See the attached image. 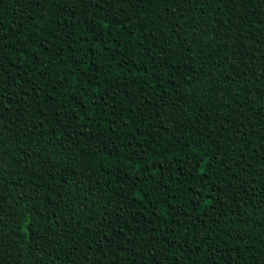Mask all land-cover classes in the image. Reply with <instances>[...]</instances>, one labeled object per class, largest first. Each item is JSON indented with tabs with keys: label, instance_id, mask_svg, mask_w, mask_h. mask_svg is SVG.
Wrapping results in <instances>:
<instances>
[{
	"label": "trees",
	"instance_id": "16d2710c",
	"mask_svg": "<svg viewBox=\"0 0 264 264\" xmlns=\"http://www.w3.org/2000/svg\"><path fill=\"white\" fill-rule=\"evenodd\" d=\"M0 264H264V0H0Z\"/></svg>",
	"mask_w": 264,
	"mask_h": 264
}]
</instances>
